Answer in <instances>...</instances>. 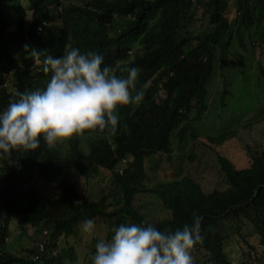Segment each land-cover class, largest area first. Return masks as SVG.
<instances>
[{"label": "trees", "instance_id": "1", "mask_svg": "<svg viewBox=\"0 0 264 264\" xmlns=\"http://www.w3.org/2000/svg\"><path fill=\"white\" fill-rule=\"evenodd\" d=\"M67 1L0 0V109L18 92L42 91L51 75L43 71L44 57H58L65 47L101 54L117 75L136 67L137 88L142 86L145 96L135 108H119L115 135L85 130L64 144L50 148L41 141L34 151L17 149L9 158H0V264L74 263L75 249L59 248L63 238L75 235L85 219L104 222L107 229L102 238H110L111 229L122 223H150L136 208L138 198L148 195L169 212L167 219L153 224L158 229L191 223L194 214L202 217V239L190 253L193 264H231L223 236L230 220L237 222L239 230L244 220L250 222L264 246V152L253 156L245 169L217 154L229 187L207 196L177 192L182 177L148 180L149 172H160L164 163H173L174 139L182 145L188 136L196 138L193 124L209 110L208 84L216 81L238 51L234 40L247 52L245 33L255 36L254 50L262 53L264 0ZM230 4L238 14L233 22ZM195 27L203 30L195 33ZM33 49L38 57L31 55ZM238 72L247 86L251 76L256 81L259 74L264 76L261 62L255 76L247 67ZM222 84L221 105L225 106L230 92L225 78ZM243 89L240 94L246 95ZM230 136L223 132L210 141L221 145ZM70 167L86 180L95 167L112 178V190L98 201L88 200L71 184ZM36 172L62 194L41 201L33 185ZM15 222L35 228L36 247L13 252L9 236ZM43 227L47 229L41 231ZM97 241L89 243V260ZM252 261L248 256L243 264Z\"/></svg>", "mask_w": 264, "mask_h": 264}, {"label": "clouds", "instance_id": "2", "mask_svg": "<svg viewBox=\"0 0 264 264\" xmlns=\"http://www.w3.org/2000/svg\"><path fill=\"white\" fill-rule=\"evenodd\" d=\"M31 55L40 54L33 49ZM42 63L43 71L51 73L46 87L18 92L0 109V158L17 149L34 151L41 141L51 148L85 130L115 135L119 108H135L145 96L144 88H137L136 67L117 75L94 51L65 47L60 56L46 55ZM201 221L194 214L191 223L171 230L144 222L119 224L110 238L98 239L90 264H193L190 253L202 239ZM94 228L93 219L81 225L84 233Z\"/></svg>", "mask_w": 264, "mask_h": 264}, {"label": "rangeland", "instance_id": "3", "mask_svg": "<svg viewBox=\"0 0 264 264\" xmlns=\"http://www.w3.org/2000/svg\"><path fill=\"white\" fill-rule=\"evenodd\" d=\"M83 1L68 0L67 2L81 4ZM229 14L232 22L238 17L233 5L230 6ZM202 30L203 28L200 27L194 29L195 33ZM253 37L255 36H247L245 33L244 42L248 45L247 52L239 47L237 39L234 40L233 45L238 51L234 52V57L232 56L229 65L222 72L225 77L220 73L215 82L208 84L209 91H211L208 100L209 110L200 121L193 124L196 138L192 139L188 136L182 145L174 139L173 163H164L163 170L160 172H149V182L152 183V179L165 181L174 177H182L179 189L178 186L176 187L177 192L181 190L183 195L202 192L207 196L215 191H224L229 187L226 178L220 171L217 154L231 160L237 169H245L250 166L253 156L264 152V117L262 116V111H264V76L259 74L258 81L252 79L251 76L250 84L247 86L246 82L240 81V78L243 77L238 72L247 67L249 74L255 76L257 75L258 62H261L264 68V49H262V53L259 48L254 50V41L251 40ZM249 56L251 57L247 60ZM224 78L230 93L226 96V105L222 106L220 95L224 88L222 84ZM241 87L244 88H242L243 91L246 90V95L240 94ZM223 132L231 134L230 138L221 145L212 144L210 138H217ZM65 142L66 140L57 144ZM85 150L87 151V149ZM93 171L90 179L86 180L73 167H70L68 176L76 190L94 202L112 190L113 181L110 176L107 177L101 172H96L95 167ZM186 177H189L190 181ZM34 184H36L39 197L43 202L53 201L62 194L57 187L41 181L37 172ZM181 186L182 189H180ZM136 208L151 224L169 217V212L156 198L150 195L139 197ZM237 227V222L230 220L225 223L223 228L225 251L231 264H243L248 256L253 260L252 264H264V246L261 245L260 238L255 234L253 226L244 220L242 229L239 230ZM45 229L47 228L43 227L41 231ZM106 229L104 222L100 221L95 223L92 233H84L80 227L75 235L67 239L63 238L59 243V248L62 250L71 246L75 249L77 256L76 261L69 264H90L89 243L94 239L102 238ZM35 238L36 231L32 226L23 227L20 223L15 222L10 227L9 242L12 243L13 252L20 253L23 249L36 247L38 242L34 240ZM246 255L248 256L246 257Z\"/></svg>", "mask_w": 264, "mask_h": 264}, {"label": "built area", "instance_id": "4", "mask_svg": "<svg viewBox=\"0 0 264 264\" xmlns=\"http://www.w3.org/2000/svg\"><path fill=\"white\" fill-rule=\"evenodd\" d=\"M44 234H48V232L45 231ZM40 250H41V251H44V250H45V245H44V244H41V245H40Z\"/></svg>", "mask_w": 264, "mask_h": 264}]
</instances>
